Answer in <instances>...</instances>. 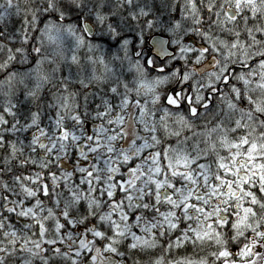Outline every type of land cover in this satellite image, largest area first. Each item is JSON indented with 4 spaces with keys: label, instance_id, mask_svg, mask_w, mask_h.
I'll list each match as a JSON object with an SVG mask.
<instances>
[{
    "label": "snow or ice",
    "instance_id": "6c2138e0",
    "mask_svg": "<svg viewBox=\"0 0 264 264\" xmlns=\"http://www.w3.org/2000/svg\"><path fill=\"white\" fill-rule=\"evenodd\" d=\"M0 264H264V0H0Z\"/></svg>",
    "mask_w": 264,
    "mask_h": 264
},
{
    "label": "trees",
    "instance_id": "16d2710c",
    "mask_svg": "<svg viewBox=\"0 0 264 264\" xmlns=\"http://www.w3.org/2000/svg\"><path fill=\"white\" fill-rule=\"evenodd\" d=\"M19 2H20L21 7H24L25 0H19ZM11 19L16 20L17 21V24L19 23V20L15 16H13ZM188 251H192V249L189 248Z\"/></svg>",
    "mask_w": 264,
    "mask_h": 264
}]
</instances>
